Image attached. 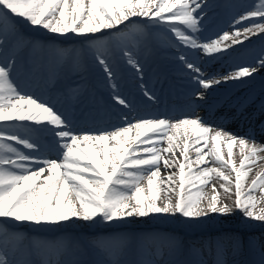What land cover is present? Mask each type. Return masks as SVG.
<instances>
[{"label": "snow or ice", "instance_id": "obj_1", "mask_svg": "<svg viewBox=\"0 0 264 264\" xmlns=\"http://www.w3.org/2000/svg\"><path fill=\"white\" fill-rule=\"evenodd\" d=\"M208 7L207 0H0V54L12 52L0 60V264H17L9 255L20 251H52L27 242L5 221L50 227L70 221L111 223L177 214L199 220L239 211L246 220L264 224V198L258 200L255 195L264 192V172L247 184L252 166L264 159V143L252 133L238 136L196 114L202 106L196 102H204L209 89L229 81L244 82L264 69V48L254 63L209 76L198 62L201 55L209 58L208 64L223 59L231 55L228 49L234 45L264 34V0H254L233 17V26L243 24L242 29L202 42L201 22ZM134 17L141 18L142 28ZM16 18L53 34L84 37L81 49H51L55 63L82 67L90 55L109 82L112 100L125 109L134 105L118 91L114 48L142 81L144 69L134 51L137 33L144 34L143 29L150 26L165 30L178 41L173 47L190 50L178 56L195 85L187 101L189 111L181 118L149 115L130 120L123 116L122 126L79 130L69 113L20 85ZM141 87L147 100H156L153 92ZM77 96L78 89H71L69 98ZM260 112L264 115V102ZM35 133H50L53 139L45 146ZM235 148L239 149L238 166ZM161 165L169 170L166 178L161 176ZM214 177L223 181L220 188L225 194L234 189L232 205L221 203L219 191L210 184ZM209 185L214 195L205 203L204 187ZM161 186L168 196L163 204ZM101 247L114 254L120 244ZM54 252L60 255L62 248ZM223 254V246L218 245L217 264H224ZM45 264L58 262L48 259ZM254 264H264V246Z\"/></svg>", "mask_w": 264, "mask_h": 264}, {"label": "bare ground", "instance_id": "obj_2", "mask_svg": "<svg viewBox=\"0 0 264 264\" xmlns=\"http://www.w3.org/2000/svg\"><path fill=\"white\" fill-rule=\"evenodd\" d=\"M228 2V0H226ZM221 3L218 0V4ZM242 12L247 10L248 5L246 3L241 4ZM221 11V7L211 6L208 7L204 20L210 22V27L203 34L202 42H207L209 38L218 39L224 32L229 33L234 32L240 25H234L233 17L240 14L239 11L236 14L231 13L228 15L224 21L216 22L217 17L219 16ZM241 12V13H242ZM133 21L137 22L138 27L142 28L143 22L137 21L132 18ZM127 23V22H126ZM34 28H40L43 31L45 29L39 26H33ZM19 24H17L16 31L20 37L19 46L15 50L16 54H19L16 58L17 64L20 65V68H17V77L18 74L23 75L26 78V81H20V85L24 88L26 92L30 94L40 96L42 99L50 101L52 104H55L58 108H61L65 112L69 113L72 116V119L77 124L79 130H96V129H109L113 126H122L124 121L122 119L123 115L127 116L130 120H133L137 116H169L173 118H181L186 112L189 111L187 101L191 94L188 92L187 97L181 99L182 104L179 105L178 110H162L154 112L149 108L154 106L156 103L152 104L146 97L142 94H138L135 91H132L131 87L141 88V84L144 87L148 88L154 94L157 92L168 91L169 88L163 80L166 78H170V82L179 81V78L187 77V70L182 67V62L178 59V56L182 52H188L190 50L183 49L182 47L177 48L173 47V44H178V41H175L174 37L163 29L152 28L146 31L143 29V34L137 33V38L134 44V51L138 54L137 59L143 66V80L141 81L134 70L131 67L125 65L124 57L122 54L118 53L117 57H120L123 61V64H120L123 68L117 65V83H118V91L122 96L127 97L134 105L131 109H125L123 106L117 105L114 101H108L109 99L103 95L101 91H109L110 94L112 90L109 86V82L106 80L105 75L98 64H96L89 55L86 61L83 62L82 67H76L72 63L65 61V67L62 66V63L57 65L53 58V53L51 49L59 48V49H81L82 41L85 39L81 36H76L71 33L63 35L62 37L55 38V35H50L47 37H51V41H45L44 36L32 35V33L21 32L18 30ZM23 28H27L23 26ZM123 28V25H121ZM22 29V28H21ZM48 31V30H47ZM46 31V32H47ZM21 32V33H20ZM49 32V31H48ZM103 35V33L101 34ZM159 37V38H158ZM258 37V36H256ZM253 37L251 40H253ZM148 39H151L148 41ZM162 40L167 42L166 49H160L164 43ZM45 41V42H44ZM80 46V47H79ZM240 48H237L235 51L228 50L231 53L230 56H225L223 59L216 60L215 62L208 64L206 61L209 59L208 57L200 56L199 63L201 67L204 69L205 76L212 75L213 73H223L228 71L230 68H234L236 65H244L248 66L249 64L254 63L258 55H247L244 57L238 56L237 52ZM119 51L118 48H114V53L112 54V59L115 57L116 53ZM10 55L12 54L11 50H9ZM151 52H156L157 57H161V59L167 65L171 77H167V73H164L162 70H157L156 66H148L146 59L148 54ZM115 62V59L113 60ZM88 70H87V69ZM93 68V70H91ZM98 68V69H96ZM96 69V70H95ZM122 69V71L120 70ZM126 73H124V72ZM128 73V74H127ZM184 74V76L182 75ZM264 80V69L257 71L253 77L245 78L244 83L237 86L230 93L226 94L220 101H217L212 106H207L206 102H214L219 94H215L216 90L209 89L208 94L205 95L204 102L197 101L196 103H201L202 106L197 109V115L203 117L205 121L212 125H220L225 128V130L230 131L232 133L237 134L238 136H246L249 133L255 135L256 141L259 143H264V119H253V113L259 114L252 107L248 108L249 112L247 114L245 111L241 109H237L239 104H232L228 108H224L225 104L223 100H229L230 97L235 96V98L239 96L246 95L242 93L249 92L250 87L253 84H256L260 81ZM129 82L130 84H127ZM169 82V83H170ZM192 83L191 81H189ZM234 81H229L227 84H221L224 87L232 84ZM165 84L166 86H161ZM193 84V83H192ZM194 85V84H193ZM195 87V85H194ZM78 89V96L76 98L70 99L71 89ZM139 91V90H138ZM108 92V93H109ZM234 94V95H233ZM165 95V94H164ZM105 100H104V98ZM169 97V96H168ZM171 97V96H170ZM112 98V95H111ZM175 98L172 96L170 99ZM177 99V98H176ZM180 99V98H179ZM224 105V106H222ZM114 109V112L108 109ZM207 106V107H206ZM250 106V104H247ZM83 110L85 112H83ZM256 116V115H255ZM112 117H115L112 119ZM119 117V118H117ZM105 121V123H104ZM102 123V124H101ZM45 137H52L50 133H43ZM39 136V135H36ZM39 142L42 145L43 143H48L50 139L37 137ZM43 142V143H42ZM47 146V145H45ZM166 144L164 145V147ZM25 151H30L25 149ZM195 151L190 150V156L195 158ZM264 155V154H261ZM55 158V157H53ZM237 166L239 162H236ZM206 166H213L211 164ZM219 167V165H214ZM195 167V166H194ZM172 171H176V169H172ZM264 172V159H261L257 162L256 165L252 166V171L249 174L247 179V184H250V180L254 179L259 173ZM169 174V170L164 168L161 165V176L162 178H166ZM228 174V173H226ZM233 179H234V174ZM219 178L214 177L210 184L215 185L216 189L219 193L222 191L220 188L221 183L219 182ZM161 192L160 203L163 204L168 199V196L165 194L163 190ZM195 191V190H194ZM205 194V203L207 202V198H210L214 195L213 188L209 186L204 187ZM264 195V192L259 191V196ZM172 199L175 201L176 196L172 194ZM221 203H228L232 205L233 202L224 201L221 199ZM210 214L207 217L200 218L199 220L186 219L177 214L176 216H168L170 220H175L180 218L184 221H194L198 222L201 225L208 221V218L211 216ZM232 217H234V221L238 222L241 220V216L237 212H233ZM228 215H219L215 214L214 220H222L226 218ZM118 230V229H115ZM163 230V229H162ZM210 233H208L209 235ZM92 235V234H91ZM211 235V234H210ZM258 256V254H256ZM49 257H54L53 254H50ZM259 256L254 258V262L258 260ZM187 261V259H186ZM185 261V262H186ZM25 262V261H24ZM184 262V263H185ZM253 259L248 264H254ZM182 263V262H181ZM183 263V264H184ZM17 264H19L17 262ZM24 264V263H23ZM63 264V263H60Z\"/></svg>", "mask_w": 264, "mask_h": 264}, {"label": "rangeland", "instance_id": "obj_3", "mask_svg": "<svg viewBox=\"0 0 264 264\" xmlns=\"http://www.w3.org/2000/svg\"><path fill=\"white\" fill-rule=\"evenodd\" d=\"M235 1L236 5L233 11L225 10L221 21L231 13L236 14L239 11L241 14V4L246 3L250 6L254 2V0ZM207 3L211 7L212 4H217L218 0L214 2L207 0ZM135 19L141 22V18L135 17ZM19 20L18 30H21L22 34L23 32L32 33L31 31L35 30L36 32L32 35L44 36L45 41L52 40L51 37H47L49 34L54 35L53 33L34 28L22 18ZM247 23V21L244 22V24ZM23 26L27 28H23ZM242 27L243 24L238 28L242 29ZM62 36L56 34L55 38L61 39ZM256 36H252L250 40L244 41L241 45L252 43L257 38L264 37V34ZM253 37L256 38L251 40ZM162 48L165 50L166 46L163 45ZM262 48H264V40L238 51L237 54L240 57L258 55ZM9 55V50L4 51L0 54V60H4ZM63 65L64 63H62ZM260 84L263 88L261 90L264 92V82ZM49 139L51 141L53 138ZM19 147L25 151L23 146ZM224 152L226 155V148H224ZM234 159L236 162L240 160L238 148L234 149ZM219 182L223 183L222 180ZM255 195L258 200L264 198V195L259 196V191ZM220 197L224 201L233 202L235 200L234 189L232 194H225L222 190ZM235 212L241 216V220L238 222L234 221L235 218L232 215H228L222 220H214L215 214H212L208 221L202 225L194 221L186 222L180 218L170 220L168 216L132 217L111 223L70 221L50 227L11 221H5L4 224L26 238L27 242L43 244L52 249L47 254L44 251H37L35 248L17 252L15 255L10 254L9 259H14L19 264H23L24 261L27 264H45L48 259L54 260L58 264H84L86 260L89 261L88 264H183L188 258L192 264H217L218 245H222L224 248L222 257L224 264H245L247 261H251V258L254 262L255 256H259L261 247L264 246V224L246 220L239 211ZM157 227L166 231H161L159 236H155L153 229ZM115 243H119L120 248L114 254L101 247L102 244ZM56 247L62 248L60 255H55ZM50 254H53L54 257H49Z\"/></svg>", "mask_w": 264, "mask_h": 264}]
</instances>
